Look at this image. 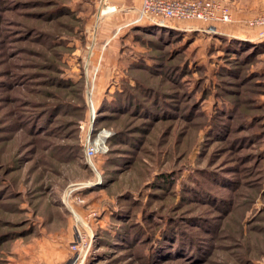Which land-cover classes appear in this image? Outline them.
I'll list each match as a JSON object with an SVG mask.
<instances>
[{"label": "rangeland", "instance_id": "1", "mask_svg": "<svg viewBox=\"0 0 264 264\" xmlns=\"http://www.w3.org/2000/svg\"><path fill=\"white\" fill-rule=\"evenodd\" d=\"M111 4L0 0V264L65 262L71 210L93 234L83 264H264L263 0L211 29L109 21ZM167 223L203 257L163 236L147 258L137 230Z\"/></svg>", "mask_w": 264, "mask_h": 264}, {"label": "built area", "instance_id": "2", "mask_svg": "<svg viewBox=\"0 0 264 264\" xmlns=\"http://www.w3.org/2000/svg\"><path fill=\"white\" fill-rule=\"evenodd\" d=\"M110 11L111 8L104 5L99 15L103 16ZM172 21H198L211 29L214 23L231 22L232 16L230 7L222 0H141L133 19L134 24L147 22L155 25H167ZM249 23L260 25L261 34H264V13L256 15ZM110 134L104 130L90 142L88 141L83 146L86 157H92L102 150L105 140ZM71 213L76 225L74 237L69 244L71 255L61 264H83L90 250L93 234L87 221L82 217H77V214H74L72 210Z\"/></svg>", "mask_w": 264, "mask_h": 264}, {"label": "trees", "instance_id": "3", "mask_svg": "<svg viewBox=\"0 0 264 264\" xmlns=\"http://www.w3.org/2000/svg\"><path fill=\"white\" fill-rule=\"evenodd\" d=\"M146 28L154 30L155 32H160L162 30L161 28H159V26L153 27V26L149 25V26H146ZM227 49H228V47H227ZM153 57L156 59L155 55H153ZM107 141H109V140H107ZM153 223H154V225L157 224L155 222H153ZM172 229H173L172 225L170 223L169 224L167 223L166 226L163 227V231H160V229H158L156 231L157 235H154V233H155L154 230H147V229L137 230L141 234L139 235V238L137 239L136 242L138 243V240L142 241L143 239H145L148 247L149 246L152 247L147 258L152 257V252L157 254L158 253L157 249H160V248H161V250L163 249V247H161L163 245V240H162L163 236L165 237V239L171 240V242H172V243L170 242L171 247L168 249V252H170V251L174 252V251L181 250V251H184V255H186L187 258H188V254H186L185 252L189 253L192 256L193 260L195 258H197L198 256L203 257L204 253L206 252V246L200 245L201 242H199L197 239H195V240L191 239L192 243L190 242V240H188L189 237L193 238L194 235L192 236L190 233H182V235L179 236L177 231H173ZM117 240H124V239L118 238ZM202 249H205V251H201ZM162 253L166 254L167 249H164Z\"/></svg>", "mask_w": 264, "mask_h": 264}, {"label": "crops", "instance_id": "4", "mask_svg": "<svg viewBox=\"0 0 264 264\" xmlns=\"http://www.w3.org/2000/svg\"><path fill=\"white\" fill-rule=\"evenodd\" d=\"M222 1L225 2L227 5L229 4L228 6L231 7V16H232L231 22H232V24H241L243 22L244 18L249 17V12L247 11V9L250 10V7H253L254 5H256L259 0H232V1L222 0ZM263 2H264V0H263ZM111 3H112L111 4L112 7L109 6L111 8V11L109 13V16L111 19H109V17H105V19H106L105 24L103 23V26L101 27V29L98 33V37H99L100 41H104L106 39V22L108 21V19H109V21L115 20L116 17H113L112 15H114L115 13H116V15H118L117 12H120V11H123L124 13H129V12L134 11L136 8L139 7L141 0H120V2L118 0H111ZM128 5H130V6H128ZM121 21H123V20H121ZM111 37H112V35H110L109 38H111ZM109 40L110 39L104 41L103 44H102V42H98L102 46H101L100 50H98V51L96 50V54L94 55L95 58L102 57V55L104 54L105 46L109 42ZM102 47H103V50H102ZM106 56H107V54H106Z\"/></svg>", "mask_w": 264, "mask_h": 264}]
</instances>
